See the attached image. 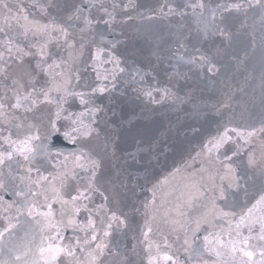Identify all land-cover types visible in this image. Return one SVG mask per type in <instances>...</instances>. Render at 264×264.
Masks as SVG:
<instances>
[{
  "label": "water",
  "instance_id": "1",
  "mask_svg": "<svg viewBox=\"0 0 264 264\" xmlns=\"http://www.w3.org/2000/svg\"><path fill=\"white\" fill-rule=\"evenodd\" d=\"M13 9H24L21 16L27 14L29 20L47 23L51 17L63 22L71 13L74 5L82 6L86 12L89 0H51L56 7H48L42 12L36 7L39 4H48L49 0H4ZM95 7L91 8V18L94 23L90 32L85 33L83 54L78 57L75 67L80 77L76 82L73 78L71 85L77 91H90L101 84L108 85L110 92L96 93V104L102 109L98 113L97 127L101 133L98 144L102 146L105 136L115 141L118 163L127 161L131 167L130 175L125 178L127 189H119V195L110 201V207L118 214L126 217V227L114 230L107 237L109 248L117 249L116 255L105 250L101 257L102 264H148L146 243L142 235L145 224L143 203L151 198L153 185H160L157 192L156 221L153 222V233L149 238L154 244L163 246L165 239L171 246L170 253L178 257L180 264H197L196 259L189 261L188 253L181 248L184 234L182 231H173V225L166 220H181L193 222L200 219L204 213L211 216V205L208 198L215 196L216 207L226 211H234L233 227L239 214L250 207L264 194V178L261 170L264 169V133H258L245 144L236 137L235 132H229L233 141L226 143L218 155H232L237 151L236 145H243L239 155L233 160L237 166V176L240 187H230L229 181L220 180L216 175L215 186L209 190V173L215 175L219 165L210 164L205 155L208 141L222 134L225 128H236L247 131L252 127L259 128L264 121V19L261 17L259 6L246 7L245 10L224 13V19L217 18L219 24L227 33L225 36L209 30L204 33V24L198 13L199 8L193 11L190 6L197 0H93ZM210 8L219 4L242 3L247 5L248 0H202ZM100 3L112 10V4L119 7L115 10V19L105 23L108 17L103 10H98ZM125 5H128L126 8ZM175 9L168 13V8ZM163 9V12L160 11ZM6 9L0 5V25ZM205 15H208L205 9ZM151 17V18H149ZM98 21V23H97ZM15 23L14 21L12 22ZM23 24V19L20 20ZM76 23V22H74ZM78 27H83L79 25ZM103 37L101 43L100 37ZM32 39L31 36L28 38ZM40 40L39 37L36 38ZM81 37L77 36L79 44ZM93 40L95 43H93ZM115 42V48L111 43ZM22 47L28 40L20 38ZM99 45L110 50L121 59L122 66L127 70L120 73L115 88H111L108 81L97 79L96 71L91 66V55ZM198 48L199 52L195 49ZM35 51V49H32ZM48 55L51 60L68 59V51L56 44L53 40L48 43ZM207 56L216 66V70L209 73L207 66L203 68L189 64L186 61L192 56ZM183 57V59H181ZM38 57L26 56L23 63L13 64L10 71L22 73L32 71L37 79H47L44 73L36 67ZM51 60L49 62H51ZM105 68L111 69L112 64L100 66L103 73ZM132 69L140 73L133 79ZM61 71V69H55ZM142 77V79H141ZM8 81L0 78V93ZM164 89H169V97ZM151 95H148V93ZM68 111L78 113L84 110L78 99L73 98L68 105ZM41 110L35 113L17 112V120L11 123H28L40 126L41 135L47 126L49 106H40ZM27 117V119H25ZM90 117H85L87 122ZM64 121L61 120L60 124ZM6 127L0 123V128ZM17 131L23 133L25 129L13 128V138ZM7 135V132L3 133ZM54 147H62L64 152L74 151L73 146L57 135L53 138ZM2 143V142H0ZM34 143H41L35 141ZM210 147V145H208ZM6 147V146H5ZM251 153L255 163L249 165L248 156ZM130 154L137 156L138 163H133ZM199 154V155H198ZM142 158V159H141ZM48 160H41V172L44 175L55 174L58 169L52 166L63 156L53 155ZM231 163V161H227ZM69 166L70 162H69ZM0 179L5 188H0V198L3 202H12L18 199L12 195L16 188L23 187L20 177L27 175L23 167L13 165L12 175L4 169ZM223 174L221 169L220 175ZM35 178L36 173H32ZM51 178V177H50ZM247 189V191H245ZM66 189L65 191H69ZM223 190L224 198H220ZM203 192L204 196L199 193ZM111 194V193H110ZM42 199V198H41ZM161 200L163 203L161 204ZM99 194L94 196V206L101 204ZM7 205L0 202V216L6 214L3 209ZM46 210V209H45ZM56 218L59 219V204H53ZM179 213H183L180 215ZM71 214L68 208L65 219ZM87 213L81 211L76 217L77 222H86ZM36 219H41L37 217ZM98 220V217H96ZM6 222L0 218V229ZM227 220H212L211 226L202 223L195 234L196 245L203 247V237L209 232H217L228 228ZM243 236L248 235L246 227L241 229ZM48 233H45L47 235ZM61 235L63 243L74 242L76 235L71 228L64 230ZM191 235V234H190ZM252 235H259V225L253 226ZM235 233H232V237ZM179 237V239H178ZM224 236L225 241L232 238ZM40 226L31 218H21V224L13 232L12 237H5L0 243V264H24L15 260V255L31 247L35 251V244L39 242ZM250 244L264 245V241L253 239ZM155 254V248H153ZM78 255H82L77 252ZM258 258V257H257ZM31 259V256L28 257ZM203 259L209 261L215 257L205 254ZM225 264H232L225 256ZM57 264H69V259L61 256ZM100 264V262H98ZM160 264H165L161 261ZM171 264V262H167ZM203 264V260L200 261Z\"/></svg>",
  "mask_w": 264,
  "mask_h": 264
},
{
  "label": "snow or ice",
  "instance_id": "2",
  "mask_svg": "<svg viewBox=\"0 0 264 264\" xmlns=\"http://www.w3.org/2000/svg\"><path fill=\"white\" fill-rule=\"evenodd\" d=\"M0 5L6 9L3 16V24L0 25V78L8 81L4 91L0 93V123L6 127L0 128V176L4 175V169H8V175H12V167H23L27 175L20 177L23 187H17L12 192L14 199L12 202H0L7 206L3 209L6 213L0 218L6 222V226L0 229V243H3L5 237H12L13 232L21 224V218H31L40 226L39 242L35 244V251L31 247L15 255L16 261L23 259L24 264H57L60 257L69 259V264H102L101 257L105 255V250L111 255L117 254V249L109 248L106 238L112 235L115 229L126 227V217L118 214L110 207V201H114L119 195V189H127L128 184L125 178L130 175L128 169L131 167L127 161L124 164L118 163L119 157L115 147V141L108 136L104 137L102 146L98 144L101 133L97 127V114L102 112L99 105L96 104V93L104 94L110 92L108 85L101 84L92 88L90 91H77L71 85L73 78L76 82L80 77L76 69L75 62L83 54L85 44L83 37L85 33L90 32L93 26L91 18V8L95 7L93 0H89L87 12L84 7L74 5L71 13L61 22L56 17H51L47 23L41 24L36 20H29L27 14L21 16L24 9L19 8L13 13L4 0H0ZM42 12L48 7H56L55 3L49 0L48 4L35 5ZM195 10L201 11L198 16L201 18L205 34L209 30L221 36L227 35L224 29L216 23L217 18L223 20L224 13L236 11L240 12L250 6H259L261 17L264 19V0H248L247 5L236 2L219 4L216 8H210L202 0L190 5ZM119 7L116 3L112 4V10L100 3L98 10H103L110 23L115 19V10ZM127 8L128 5H125ZM207 9L208 15H205ZM163 12V9H160ZM175 9L169 7L168 13H173ZM151 18V17H149ZM24 23L21 24L20 20ZM15 22L14 24L12 22ZM76 22V23H74ZM98 23V21H97ZM83 25V27H78ZM29 36L32 37L29 40ZM77 36L81 37L80 43H76ZM28 40L24 47L20 44V38ZM39 37L40 40L36 38ZM55 41L56 44L68 51V59H61L59 62L51 60L48 55V43ZM103 43V37H100ZM93 43L95 41L93 40ZM111 48H115V42H110ZM32 49H35L33 51ZM199 52V49H195ZM97 45L95 52L91 55V66L96 71L97 79L108 81L111 88H115L116 80L120 73L127 70L122 66L120 58L115 56L110 50ZM38 57L36 67L47 77L41 81L32 71L24 70L22 73L10 71L13 64L23 63L24 57ZM183 59V57H181ZM51 60V62H49ZM189 64L203 68L207 66L209 73L216 70L215 64L205 55L192 56L186 61ZM110 63L112 68H105L103 73L100 66ZM55 69H61L56 71ZM133 79L139 76L137 69L131 70ZM142 79V77H141ZM165 93L171 97L169 89H164ZM148 95H151L149 92ZM73 98L78 99L84 107L83 111L78 113L68 111L65 105L70 103ZM49 106V116L44 134L41 135L40 126L33 123L27 125L22 123L12 124L17 120V112L35 113L41 110L40 106ZM85 117H90L86 122ZM27 119V117H25ZM63 120L64 123L60 124ZM13 128L17 131L16 137L13 138ZM7 132V135L3 133ZM229 132H235L236 137L244 141L245 144L258 133H264V121H261L260 127H252L249 130L241 131L236 128H225L224 132L208 141L205 145L207 149L205 155L210 164L219 165L216 168V174L209 173V190L215 186L216 175L220 180L227 179L230 187L239 188V177L237 176L236 162L234 156L239 155L243 145L237 144V151L232 155H218L219 150L233 137ZM61 136L65 141L70 143L74 151L64 152L62 147L53 146V137ZM41 141V143H34ZM6 146V147H5ZM55 155L63 156V160H58L52 166L57 168L55 174L49 173L44 175L41 172L40 161L48 160ZM199 155V154H198ZM133 163H138L137 156L130 154ZM142 159V158H141ZM227 161H231L228 163ZM69 162L70 165L69 166ZM249 165L255 161L251 153L248 156ZM221 169L223 174L220 175ZM36 176L33 177L32 173ZM51 177V178H50ZM261 177L264 178V169L261 170ZM0 188H5L4 181L0 179ZM70 189L69 191H65ZM160 185H153L151 188V198L143 203L145 224L142 229L146 251L148 253V264H160L161 261L171 262V264H180L178 257L170 253L171 246L165 239L163 246L154 244L149 238L153 233V222L156 221L157 211V192ZM247 191V189H245ZM111 193V194H110ZM99 194L102 203L94 206V196ZM204 196L203 192L199 193ZM42 198V199H41ZM220 198H224L223 190L220 192ZM217 197L208 198L211 205V216L204 213L200 219L193 222H184L173 219L166 220V223L173 225V231H182L184 234L181 248L188 253L189 261L196 259L197 264L203 260V264H225L223 257L227 256L232 264H264V245L257 247L250 244L253 239L264 241V194L259 196L254 204L247 207L245 211L239 214L233 227V217L237 214L234 211H226L216 207ZM163 201L161 200V204ZM53 204H59V219L53 210ZM71 209V214L65 219L67 209ZM46 209V210H45ZM81 211L87 213L86 222L81 224L77 222L76 217ZM183 215V213H179ZM40 217L41 219H36ZM98 217V220L96 219ZM212 220H227L228 228H221L217 232H209L203 237L204 244L201 248L196 245L195 234L199 231L201 224L206 223L211 226ZM259 225V235H252L253 226ZM246 227L248 235L243 236L241 229ZM71 228L74 233H83L76 235L74 242L63 243L64 237L61 233ZM235 236L232 237V233ZM45 233H48L45 235ZM191 234V235H190ZM232 237L225 241L224 236ZM179 239V237H178ZM155 248V254H153ZM80 254L78 255L77 252ZM205 254L209 257H215L214 260L203 259ZM31 256V259L28 257ZM258 257V258H257Z\"/></svg>",
  "mask_w": 264,
  "mask_h": 264
}]
</instances>
